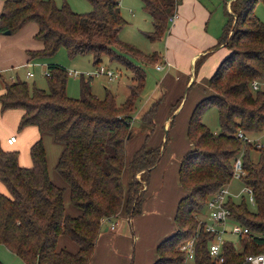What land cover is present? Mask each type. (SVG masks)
Masks as SVG:
<instances>
[{
	"label": "trees",
	"instance_id": "trees-1",
	"mask_svg": "<svg viewBox=\"0 0 264 264\" xmlns=\"http://www.w3.org/2000/svg\"><path fill=\"white\" fill-rule=\"evenodd\" d=\"M87 1L90 9L80 13L65 3L57 6L53 0H3L0 8V33H14L28 21L36 24L33 36L42 47L27 51L31 58L48 56L63 47L68 56L90 54L92 65L108 55L132 73L131 84L119 104L107 89L101 98L96 97L84 80L79 82V96H68L67 73L55 63L46 64V90L29 87L19 79L5 83L0 111L22 110L17 130L34 125L40 135L48 133L62 144L54 169L65 187L50 180L40 137L29 146V166L18 164L16 150L0 147V182L6 188V194L0 192V244L24 264H87L103 221L121 209L128 217L140 213L144 186L161 155L159 147H137L126 162L131 176L123 188L125 143L145 76L143 68L130 59L142 55L149 61L156 54H142L118 39L124 23L118 0ZM254 2L232 0L231 11L225 12L221 33L212 48L222 44L228 53L209 76L208 91L187 118L185 134L190 148L177 166V180L184 194L175 205L174 230L157 243L156 258L151 264H182L183 253L178 245L191 236L193 259L189 264H215L207 253L212 235L203 230L194 214L210 194L229 183L232 162L239 155L243 172L239 180L251 189L254 204L253 209H248L243 196L227 201L229 218L246 227L248 233L237 237L238 246L228 240L222 242L223 260L218 264H245L244 255L259 252L252 250L264 246V144L256 147L236 136L237 131L255 136L264 129V91L259 85L254 90L250 88L252 80L264 79V25L252 14ZM140 3L151 22L146 37L158 40L179 0ZM206 54L199 56L193 66ZM156 106V102H148L140 113L146 136L153 125ZM209 106L217 111V133L210 132L200 121L201 112ZM66 187L75 214L65 211ZM62 234L75 244L73 251L56 248Z\"/></svg>",
	"mask_w": 264,
	"mask_h": 264
},
{
	"label": "rangeland",
	"instance_id": "rangeland-1",
	"mask_svg": "<svg viewBox=\"0 0 264 264\" xmlns=\"http://www.w3.org/2000/svg\"><path fill=\"white\" fill-rule=\"evenodd\" d=\"M203 1L207 4L211 14L207 22V28L209 31L212 30L214 34L219 35L226 17L225 3L230 0ZM53 2L57 6L65 3L72 11L78 13L86 12L90 9V4L87 0H53ZM118 5L120 15L124 20V23L117 33L118 39L137 47L142 54L146 53V55H150L151 53L148 52H151L152 49H156L161 53V49L163 50L164 46L162 38L164 34L158 40L154 41H151L146 37V34L151 29V22L149 16L142 10L140 0H118ZM252 14L264 25V4L261 0H255L252 7ZM31 25L35 26V23L29 21L22 26V34L19 35L20 42L28 45L38 44L39 46V40H36L33 36L35 29L26 32L27 28L31 27ZM122 37L125 38V40L122 39ZM211 52L214 54L212 55ZM227 53L228 49L225 46H215V50L208 52L196 67L192 66V72L189 71V65L186 67V72L174 71L171 68L168 71L163 69L158 70L155 68V65L161 64V62L156 56H151V58L153 57L154 59H150L149 61L144 59L142 55L131 57L130 60L133 64L139 65L143 68L145 76L142 90L138 94V99L135 102V107L131 114L132 120L129 125L131 133L125 143V154L129 155V152L131 151L132 154L141 144H144L147 147H159L161 155L157 167H163L166 165L169 173L175 171L177 159L179 160L184 151L190 148V143L185 134L187 118L194 104L208 91V78L219 61ZM102 57L99 65L108 64V66L114 71L115 77L108 80L103 75H95L88 79L86 76L80 77L79 75L73 76L66 74L65 93L68 96L78 97L79 82L80 80H84L88 82L90 92L98 98H101L104 95L105 89L114 94L115 103L117 104L125 98L128 85L131 84V71H129L126 66L110 60L108 55ZM27 60V62H23L19 66L13 65L12 68H9L4 72L0 71L4 83H9L11 79H19L25 81L29 87L34 85L37 88L46 90L47 79L43 72L46 71L47 63L58 64L62 66L65 71L76 70L77 72H84L94 69L90 54L68 56L63 47H58L48 56H38L33 58L28 56ZM26 70L31 71L33 75L30 77L26 76ZM190 73L193 78H191L188 83H185L187 75H190ZM258 84L259 88L264 91V79L258 82ZM152 101L156 102L157 106L155 113L153 114V125L148 132L149 134L146 136V125L139 120V116L147 103ZM166 119L167 125L163 126ZM200 121L210 132L217 133L219 131L217 111L214 106L206 107L201 112ZM10 123L11 122L6 119L4 123L0 124L1 131H6V133H8L11 130ZM246 136L250 138L253 143L264 144V129L255 136L249 134ZM40 138L45 152L49 175L51 177L53 176L57 183L60 181L62 185L59 186L65 187L64 182L54 169L57 158L62 150V144L55 141L48 133H42ZM252 156L255 157L256 152H254ZM227 186L231 193H237L240 188H242V183L238 179L231 178ZM179 189L180 191H183L181 187H179ZM64 192L66 197L68 195L67 187L64 189ZM242 196L246 200V194L244 192H242ZM233 199L237 201L239 198L234 197ZM66 206L74 212L73 214H75L76 210L69 202L68 196ZM246 207L248 209H253V205L249 203H246ZM194 216L197 221L206 220L205 205H203L202 209L197 211ZM112 220L116 222V228H122L123 224H125L124 227L129 229L128 224L125 223L123 219L114 217ZM231 222L234 221L232 219L227 220V225ZM223 237L224 239L231 241L233 244L237 243L236 236L231 233H224ZM57 245L65 249L68 247H75V244L63 234L58 237ZM259 250L263 251L264 246H257L256 249L252 251ZM167 253L173 255L172 251H168ZM0 264L24 263L18 256L0 244Z\"/></svg>",
	"mask_w": 264,
	"mask_h": 264
},
{
	"label": "crops",
	"instance_id": "crops-1",
	"mask_svg": "<svg viewBox=\"0 0 264 264\" xmlns=\"http://www.w3.org/2000/svg\"><path fill=\"white\" fill-rule=\"evenodd\" d=\"M231 1L225 3L227 12L231 11L229 5ZM2 2L3 0H0V8ZM174 15L172 20H167V28L162 37L164 46L161 53L156 49H152L148 53L155 52L163 70L168 71L171 68L174 71L186 72V67L189 65V71L192 72V66L199 56L215 50L212 46L217 42L220 34L216 35L212 30H208L207 22L211 14L203 0H179ZM33 26L28 27L26 32L33 29L36 31V24ZM22 28L11 34L0 33V71L4 72L12 68L13 65L19 66L23 62H27V51L40 49L39 47L42 46L40 40L39 46L38 44L28 45L20 42L19 35L22 34ZM122 39L125 40L123 37ZM191 78L193 77L190 73V75H187L185 83H188ZM13 81L14 79L10 80V82ZM4 85V79L0 75V94L4 91ZM21 113L20 108H8L0 111V124L4 123L6 119L11 122V130L8 133L6 131L2 132L0 128V147L4 150H16L18 164L29 166V146L40 137V134L34 125H26L21 130H17ZM166 125L167 119L164 121L163 126ZM11 134L15 135V141L9 144L6 142V138ZM131 152H129V155L125 154V164L121 174L124 189L131 176L126 165ZM178 162L177 159L176 170L170 173L166 165L157 167L159 162L150 170L148 182L144 186L139 214L128 217L121 209L114 216L123 219L128 224L129 229L124 227L125 224L122 228H116V222L112 220L114 217L102 222L87 264H151L155 260L157 243L174 230L173 214L175 205L180 194L182 195L184 192V190L180 191L177 180ZM138 175L139 173H136L135 176L138 177ZM48 176L54 184L62 185L60 181L57 183L49 173ZM0 192L6 194V188L1 182ZM67 196L65 197L64 192L65 211L73 214L74 212L66 206ZM110 222L114 223L113 228L109 227ZM234 245L237 246V243ZM56 248H61V246L56 243ZM67 249L73 251L75 247H68Z\"/></svg>",
	"mask_w": 264,
	"mask_h": 264
},
{
	"label": "built area",
	"instance_id": "built-area-1",
	"mask_svg": "<svg viewBox=\"0 0 264 264\" xmlns=\"http://www.w3.org/2000/svg\"><path fill=\"white\" fill-rule=\"evenodd\" d=\"M174 13L168 16L167 20L170 21L174 18ZM156 69H162L161 64L155 65ZM67 74L70 75H79V76H86L87 78H91L95 75H103L108 80H111L115 77L114 71L111 69V67H108L107 65H94V69L90 71H84V72H77L76 70H68L66 71ZM26 76L30 77L33 75V73L29 70H26L25 72ZM43 74L45 76L48 75V71H44ZM258 81L252 80L250 82V88L252 90L256 89L258 87ZM236 136L238 138H241L244 141L251 142L253 141L248 138L246 135H243L240 131L236 132ZM15 141V135L11 134L6 138L7 143H13ZM256 147H261L262 144L253 143ZM242 169H241V162H240V155L235 157L232 162V175L231 178L238 179L240 178V175H242ZM228 184V183H227ZM227 184L221 186L219 189H217L215 192L210 194L208 198L205 201V208H206V217L207 219L202 221L199 220L200 223H202L203 230L210 233L212 235L211 239L207 243V253L209 257L215 262V264L220 263L223 260L222 257V251H221V244L223 241H225L223 235L224 233H231L236 236L245 235L248 233V229L242 225H240L237 222H231L229 225H227V220H230L229 218V208L227 207L226 203L229 199H233L234 197L240 198L242 196V192L246 194V203H249L251 205L254 204V198L251 189L248 186L242 185V188L237 193H231L228 190ZM244 198V197H243ZM109 219H106L105 221H108ZM114 223L110 222L109 227L113 228ZM193 242L194 237L191 236L184 241H182L178 245V250L183 253V262L182 264H189L193 259ZM243 262L245 264H264V251H259L255 253H248L244 255Z\"/></svg>",
	"mask_w": 264,
	"mask_h": 264
},
{
	"label": "water",
	"instance_id": "water-1",
	"mask_svg": "<svg viewBox=\"0 0 264 264\" xmlns=\"http://www.w3.org/2000/svg\"><path fill=\"white\" fill-rule=\"evenodd\" d=\"M3 33H4V34H8V33H9V31H8V30H5Z\"/></svg>",
	"mask_w": 264,
	"mask_h": 264
}]
</instances>
